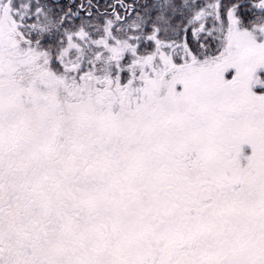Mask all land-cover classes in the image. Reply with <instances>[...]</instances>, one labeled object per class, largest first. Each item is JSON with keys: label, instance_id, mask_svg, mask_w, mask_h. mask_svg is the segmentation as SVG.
Here are the masks:
<instances>
[{"label": "snow or ice", "instance_id": "snow-or-ice-1", "mask_svg": "<svg viewBox=\"0 0 264 264\" xmlns=\"http://www.w3.org/2000/svg\"><path fill=\"white\" fill-rule=\"evenodd\" d=\"M0 264H264V0H0Z\"/></svg>", "mask_w": 264, "mask_h": 264}]
</instances>
